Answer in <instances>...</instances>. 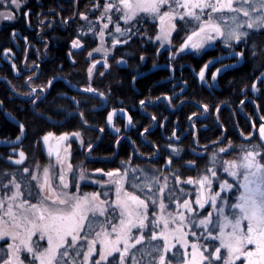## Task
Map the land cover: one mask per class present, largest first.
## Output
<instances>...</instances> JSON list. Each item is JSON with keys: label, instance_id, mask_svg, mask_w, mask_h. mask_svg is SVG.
<instances>
[{"label": "snow or ice", "instance_id": "snow-or-ice-1", "mask_svg": "<svg viewBox=\"0 0 264 264\" xmlns=\"http://www.w3.org/2000/svg\"><path fill=\"white\" fill-rule=\"evenodd\" d=\"M22 2L11 0L17 9ZM92 9L100 11L97 20L105 16L108 21L114 16L118 18L114 33H106L109 25L101 22L99 32L94 33L101 43L88 54L103 52L105 68L109 67L108 54L111 52V48L104 46L105 35L113 36L112 45L126 44L136 34L133 28L145 18L158 21V31L149 39L158 40L162 45L167 42L171 46V37L179 30L178 24L184 25L186 35L175 48V53L169 52L170 57L188 48L199 51L212 47L213 41L222 42L229 49L227 54L236 58L244 57L246 53L244 50L234 51V41L244 43L249 51L264 55V48L257 49L255 42L247 45L252 30H264V0H104L102 9L95 4ZM80 15L86 17L84 12ZM0 18L13 19L14 15L10 9L2 10ZM119 21L124 22L123 27ZM189 25L190 31L187 30ZM94 28L93 25L87 30L93 32ZM136 32H139L138 28ZM139 34L143 37L146 31ZM115 35L127 37V40L116 39ZM72 46L81 47L80 41L73 40ZM144 59L141 53L140 60ZM215 60L213 57L199 68L197 75L202 81L206 68ZM238 62L239 59L233 61ZM116 63L126 61L121 56ZM96 65L97 61L93 60L87 69L89 83L80 87L85 93L104 97L105 92L91 85ZM12 67L16 69L15 64ZM228 67L225 64L212 71V79L215 80L217 74ZM37 75L26 77L30 90L25 95L30 99L36 97L31 99L33 113L48 123L59 124L60 121L35 108L43 99L41 93L49 89L54 80L53 77L44 85L32 86L31 80ZM136 78L133 76V80ZM258 78L264 79V73ZM251 87L256 90V80L252 81ZM70 99L75 102L76 109L83 103L76 97ZM165 99L171 102L167 95ZM146 102V99L139 101L141 106ZM200 107L203 111L189 115L190 123L197 115L203 117L210 111L208 104ZM216 107L219 110L220 105ZM52 111L61 119H70L76 114L75 110H65L62 105ZM115 112L127 117L124 127L132 123V117L125 109H112L107 113L108 125L115 128ZM78 115L81 124L87 125L84 113ZM151 119L155 121L157 117L153 115ZM261 121L257 142L235 145L229 139L228 144H223L226 135L223 133L210 142L214 148L212 152L207 151V146H201L203 155L208 158L206 165L198 170L197 177L184 179L179 174L180 169L195 168L196 161L172 167L174 160H182L181 154L185 150L179 145V137L167 145V168L133 164L130 155L127 160L119 161L115 168L89 171L83 163L73 165L69 159V138L79 140L81 145L85 143L79 129L59 134L43 131L36 143L39 146L42 141L49 157L47 163L41 166L37 161L31 168L23 167L27 155L22 148H14L8 159L14 162L19 172L5 169L0 173V177H10L0 178V264H264V117ZM160 123L164 126L163 122ZM17 124L20 132L15 142L19 143L27 130L23 121L17 120ZM191 127L196 125L191 124ZM99 130L103 132L105 129L101 127ZM150 130L151 125L142 129L140 135L145 136ZM120 131L115 128L117 143L120 142ZM172 135H176L175 129ZM247 135L251 137L252 133ZM216 144L223 146L216 148ZM94 147L91 141L87 142L89 153ZM153 147L149 159H158V148ZM233 148L238 149L235 157L223 159ZM137 151L133 149L134 153ZM116 154L105 159L114 160ZM221 172L228 178L220 179ZM95 173H101L105 178L95 179ZM86 180L99 186L98 190L82 193L81 181ZM216 181L219 182L218 188L214 187ZM185 182L196 186L194 201L190 193L186 198L182 187ZM209 203L211 209L203 215L200 210Z\"/></svg>", "mask_w": 264, "mask_h": 264}, {"label": "trees", "instance_id": "trees-1", "mask_svg": "<svg viewBox=\"0 0 264 264\" xmlns=\"http://www.w3.org/2000/svg\"><path fill=\"white\" fill-rule=\"evenodd\" d=\"M103 3L104 0H23L17 9L15 5L11 4V0H7V3L5 0H0V11L10 9L14 15L13 19L0 18V101L3 102L0 104V173H3L5 169L9 172H19L14 162L8 159L14 148H22L27 155L23 167L31 168L37 161L41 166L47 163L49 158L43 148L42 141L39 146L36 143L43 131L51 130L59 134L79 129L82 132L83 140H85L84 145L88 141L96 140L101 127L105 129L104 135H111L110 132L107 133L109 130H107L106 124V111L98 108L103 102L102 97L96 93H85L80 87L89 83L87 69L93 60L97 61V65L93 69L91 85L99 91L105 92L108 101L112 99L113 103L130 106L143 97L152 101L166 92L165 86L159 83L155 84L158 81L156 77L143 79L140 83L138 81L137 87L135 86L136 92L130 85L131 75L116 63V60L121 56L126 59H132L134 55L138 56L145 46L148 49H153L154 53V48L158 46L159 42L149 39V37L156 35L158 22L151 18L143 19L133 28V32L136 34L126 44L112 45L113 36L105 35L104 46L111 48V52L108 54L110 57L108 68L104 67L103 52H92L91 56L88 55L101 43L94 33L99 32L102 21L109 25L105 30L106 33L115 31L117 17L114 16L112 21H108L106 16L101 20L96 19L100 15V11L93 10L92 5H98L102 9ZM81 12L86 13V17H82ZM119 23L122 27L124 26L123 21H119ZM93 25L95 26L94 31L89 32L87 29ZM178 26H180L179 30L174 31L173 35V42L176 46L180 44L181 37L186 34L182 23ZM137 28L139 29L138 33L136 32ZM145 31L146 34L141 37L139 33H145ZM114 38L127 39V37L119 35H115ZM73 40H79L81 47H73ZM253 42L256 43L257 49L264 48L263 30L259 31L257 35L248 37L247 45L251 46ZM5 49L10 51L6 52ZM244 50L246 55L242 65L235 69L225 70L218 76L216 83L218 92L206 91L202 85L195 84L194 79L187 74L188 78L184 79L187 84L184 96L203 104H211L214 107L224 101H229L231 104L237 103L239 100L237 96H240L241 89H243L252 99H249L248 106L245 107L249 117L254 115L255 109H257L259 117H264V79L257 84L255 90L257 96L251 97L253 93L251 83L264 69V55L259 54L258 51H249L246 47ZM190 57L191 54L187 53L182 59L179 57L178 62L189 59L191 63L193 59ZM13 64L16 65V69H13ZM34 73H38V75L31 80L32 86L44 85L54 77L50 88L41 93L43 99L35 105V108L52 116L54 120L60 121L59 124L48 123L34 115L31 99L36 97L21 98V96H28L25 95L30 90L26 77H31ZM10 89L16 95H13ZM71 97L83 101L78 109H76L75 102L70 99ZM159 104L163 105V100H160ZM58 105H62L65 110H75L76 114L70 119H61V116L52 111ZM184 105L186 104H183L181 110ZM79 112L84 113L87 125L81 124ZM190 112L181 111V116L186 118ZM226 112L228 113L227 108L221 109L222 123H220L224 125L227 133L231 129L229 137L232 140H239L233 130L232 118L228 117L230 113L223 115ZM17 120L25 123L26 134L23 135L21 142L8 144L6 142L15 140L20 132ZM244 122L248 124V121ZM211 124L214 126L213 130L210 131V129L207 133L216 138L215 135L220 132L221 127L215 126L213 121ZM241 128L243 131L245 130L242 126ZM76 141L82 146L79 140ZM106 145L102 144L103 148H100L99 144L93 151L102 154L104 152H100V150H104ZM74 157L75 165L83 163L81 148L74 149ZM97 163L100 165L104 162L97 161ZM97 165L95 164V166ZM0 178L9 179L10 177Z\"/></svg>", "mask_w": 264, "mask_h": 264}, {"label": "flooded vegetation", "instance_id": "flooded-vegetation-1", "mask_svg": "<svg viewBox=\"0 0 264 264\" xmlns=\"http://www.w3.org/2000/svg\"><path fill=\"white\" fill-rule=\"evenodd\" d=\"M182 26L184 25L182 24ZM187 30H191V25L188 26ZM259 31L261 30H252L251 35H257ZM185 35L181 37L180 43L182 42ZM153 40L156 42L158 41L155 39ZM171 40V46L169 44L162 45L158 41L159 44L154 48V53L152 51L153 49H148V47L145 46L144 49L138 54V56L135 57L134 55L132 59H126L124 57L126 63L119 64L120 67H123L125 69V72L131 75L130 85L135 91V86L137 87L136 83L138 81L140 83L143 79L156 77L158 81L155 82V84L159 83L160 85L165 86L164 90L166 92H164L163 95L158 96L159 99L149 101L148 98L143 97L142 99L138 100V102L131 104L130 106H124L121 103H113L112 99L108 101L105 96L102 97L103 102L98 108L106 111V117L107 113L112 109H125L127 111V115L132 117V123L129 124L128 127H124L127 117L121 112H115L113 114V125L115 126V128H119L121 130L119 133L120 142L117 143V134L115 132V128L112 125L108 126L106 121L107 130H109L107 131V133L110 132L111 135H104L103 132L100 131L96 140L91 141L95 145L94 148H96V146L99 144L100 148H103L102 144L108 145H106V148L108 149L104 148V150H100V152H104L102 154L97 153L93 150H91L89 153V151L87 150V144H83L82 146H80L75 138L70 137L67 143L68 145H70L71 155L69 159L73 165H75L74 149L78 147L82 150V160L84 167L89 171L95 168H103L105 171L110 168H115L119 166V161H121L122 159L127 160L130 155H132L133 157L131 161L133 164L144 166L155 165L157 167L163 165L165 168H167V165H165V158L169 156V149L167 148V145L169 143H174L176 141V137H179V145L182 146L185 150L181 154L182 160H174L172 167L175 168L182 162L196 161L195 168L182 167L179 174L182 176V179L188 176L197 177L198 170L202 169L207 162V156L203 155L204 149L201 146H207V151L212 152L214 148L210 145L211 141L215 140L223 133H226V135L223 136V144H228L229 139H231V137H229V135L231 134V129L230 132L227 133L224 127L220 128V132L215 135L216 138L213 135H209L207 133L208 130H213L214 126L211 124V121L214 122L215 126L221 125V109L224 107L227 108L228 113H223V115L230 113V116L228 117L232 118L231 120L233 130L236 132L237 137L239 138V140L231 139V141L235 145L254 143L259 140V124L262 122L261 117H259L257 109H255L254 115L252 117H249L245 107L248 106L249 99L251 98H249L250 95H247L245 91H241L240 96H237V99L239 98L237 103L231 104L229 103V101L221 102L218 104L220 105L219 110H217V105L213 104L214 107H212L211 104L207 103L210 106V111L206 112L203 117L197 115L193 119V121H191V123L188 120V117L191 113H199L203 111V109L200 107V105L203 103L194 101L190 98L188 99L184 96V92L187 88V84L184 79L188 78L187 74L194 79L195 84L197 83L198 85H202L206 91L215 93L218 92V87H216L218 76L225 70L235 69L241 66L244 62L245 56L241 58H236L234 55L230 56L227 54L229 49H227V47L222 42L218 43L217 41H213L212 47H206L199 51L195 49H185L182 53H176L175 56L170 57L169 52L175 53V48L179 46V44L177 46L174 44L173 36L171 37ZM244 48V43H241L239 41L233 42L234 51H241L244 50ZM157 49H159V52H157ZM141 53H143V55L145 56L144 60H140ZM187 53L191 54L190 59H193V62L190 63L189 59H184L178 62L179 57H181L182 59V57ZM213 57H215L216 60L211 63V66L209 68H206L205 80L202 81L197 75V73L199 72V68L204 65L206 61H209ZM236 59H239V62L233 63V61ZM135 60H137V63H135ZM169 64H172V67H169ZM225 64L229 65V67L224 68L221 72H219L216 79L213 80L211 72L219 68L221 65ZM133 76H136L137 78L133 80ZM210 84L212 85V87H209ZM252 92L253 93L251 97L255 98L257 96V92ZM165 95L170 98L171 102H169V99H165ZM145 99L147 100L146 104L144 106H141L139 101ZM160 100H163V105L159 104ZM183 104L186 105H184L183 109L181 110ZM181 111L191 112L186 115V118H183L181 116ZM153 115L157 117V120L153 121L151 119ZM217 116L219 117L218 120L216 119ZM244 121H248V124ZM160 122H163L164 126H161ZM238 123L245 129L244 131L240 125L238 126ZM191 124H195L196 127H191ZM149 125H151V130L147 133V135L141 136V130L145 129ZM173 129L176 130L175 136L172 135ZM193 132H195L196 134L195 137L193 136ZM249 132L252 133L251 137L247 135V133ZM133 141L135 142V144L132 143ZM196 141H198V143H196ZM3 144L7 145L6 143ZM153 145L158 148L160 154L158 159H149V154L154 151ZM222 146V144L215 145L216 148ZM134 148L138 150L135 153L133 152ZM209 148L211 149L209 150ZM189 149H195L196 151L191 152L189 151ZM237 151V148H233L232 151L227 153L226 157L223 156L222 158H234ZM114 153H118L115 155L114 160L105 159L106 157L110 158ZM97 161H102L104 163L97 165L99 164L97 163ZM95 164L97 166H95ZM201 165L203 166L202 168L200 167ZM219 176L220 179L228 178L227 174L223 172L219 173ZM94 178L104 179L105 177L101 173H95ZM169 183H172V181L170 180ZM98 187L99 186L94 185L91 180L81 181L80 191L82 193L97 191ZM182 187L185 188L186 198L187 194L190 193V198L194 201L196 186L187 185L185 182ZM214 187H219L218 181L214 182ZM71 188L73 191L76 190L74 185H72ZM233 195H235V193H233ZM210 209L211 204L209 203L206 204L205 208L200 211L203 215H207ZM156 210L157 209H153V211ZM148 235H151L150 230L148 232ZM180 251L182 253L183 250L181 249Z\"/></svg>", "mask_w": 264, "mask_h": 264}, {"label": "water", "instance_id": "water-1", "mask_svg": "<svg viewBox=\"0 0 264 264\" xmlns=\"http://www.w3.org/2000/svg\"><path fill=\"white\" fill-rule=\"evenodd\" d=\"M262 73H264V70L256 77V84L261 80V78H258V77H261ZM9 86V85H8ZM11 90V89H10ZM251 90L253 91L252 87H251ZM12 94L13 95H16V93H14L12 90H11ZM20 97V96H19ZM21 98H24V99H29V96H21ZM108 126H111V125H108ZM23 139V138H22ZM16 143L15 140H13L10 144H14Z\"/></svg>", "mask_w": 264, "mask_h": 264}, {"label": "rangeland", "instance_id": "rangeland-1", "mask_svg": "<svg viewBox=\"0 0 264 264\" xmlns=\"http://www.w3.org/2000/svg\"><path fill=\"white\" fill-rule=\"evenodd\" d=\"M165 44H168L167 42H165L163 45H165ZM187 50H191V48H188Z\"/></svg>", "mask_w": 264, "mask_h": 264}]
</instances>
